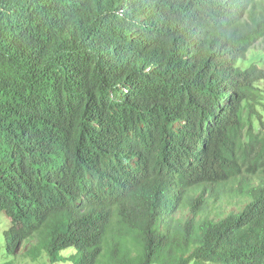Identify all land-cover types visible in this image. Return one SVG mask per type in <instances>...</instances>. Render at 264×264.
Listing matches in <instances>:
<instances>
[{
	"label": "trees",
	"instance_id": "16d2710c",
	"mask_svg": "<svg viewBox=\"0 0 264 264\" xmlns=\"http://www.w3.org/2000/svg\"><path fill=\"white\" fill-rule=\"evenodd\" d=\"M262 39L264 0H0L5 264H264Z\"/></svg>",
	"mask_w": 264,
	"mask_h": 264
},
{
	"label": "rangeland",
	"instance_id": "374dc122",
	"mask_svg": "<svg viewBox=\"0 0 264 264\" xmlns=\"http://www.w3.org/2000/svg\"><path fill=\"white\" fill-rule=\"evenodd\" d=\"M248 63L242 64L241 66L246 68L248 65L253 63H259V65L264 67V39H262L254 49H252L248 55ZM262 91H264V83L261 85ZM264 97V92H263ZM243 115L244 117L247 116L248 111L246 109H243ZM217 208H221L222 212L227 215L229 212L235 210L233 206H229L227 204H218L216 205ZM212 212H215L214 210ZM220 212V213H222ZM219 213V211H218ZM12 224L11 220L4 214L0 213V264H5L7 261L12 260L14 258V255L7 252L6 250V242H5V234L9 232L11 229ZM26 248H22L21 250H18V252H25ZM19 264H51L50 259L47 257L46 254H44L38 261L36 262H19ZM56 264H71L69 262L64 263H56ZM194 264H200L199 261H196Z\"/></svg>",
	"mask_w": 264,
	"mask_h": 264
},
{
	"label": "clouds",
	"instance_id": "9594fccd",
	"mask_svg": "<svg viewBox=\"0 0 264 264\" xmlns=\"http://www.w3.org/2000/svg\"><path fill=\"white\" fill-rule=\"evenodd\" d=\"M5 214V213H4ZM6 215V214H5ZM7 216V215H6ZM9 218V217H8ZM10 219V218H9ZM11 220V219H10ZM11 224H12V221H11ZM12 228V227H11ZM10 231V230H9ZM8 233V232H7Z\"/></svg>",
	"mask_w": 264,
	"mask_h": 264
}]
</instances>
